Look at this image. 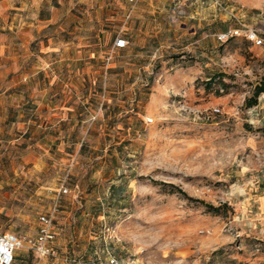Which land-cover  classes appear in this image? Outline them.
<instances>
[{"label": "rangeland", "instance_id": "1", "mask_svg": "<svg viewBox=\"0 0 264 264\" xmlns=\"http://www.w3.org/2000/svg\"><path fill=\"white\" fill-rule=\"evenodd\" d=\"M52 1L45 10L65 23L41 34L77 52L63 76L75 88L56 95L77 115L65 144L45 151L18 139L0 151V232H19L28 245L38 215L57 201L54 254L29 246L30 263L113 255L132 264H264V92L245 106L264 82V0ZM237 22L263 44L217 38ZM120 37L126 44L115 48Z\"/></svg>", "mask_w": 264, "mask_h": 264}, {"label": "crops", "instance_id": "2", "mask_svg": "<svg viewBox=\"0 0 264 264\" xmlns=\"http://www.w3.org/2000/svg\"><path fill=\"white\" fill-rule=\"evenodd\" d=\"M49 1L0 0V143H7L0 151L18 139L26 148L41 146L51 150L68 142L66 127L75 122L76 106L60 92L75 88L72 82L64 83L63 76H70L66 71L77 52L68 50V42L61 36L53 39L41 34L50 24L61 27L65 23L62 19L55 21L45 10L50 7ZM51 5L56 2L53 0ZM133 35L139 34L132 32ZM31 43L35 44L33 48ZM139 52L130 49L133 56ZM34 137L39 141L34 142ZM28 248L24 243L18 247L12 264H34L26 253Z\"/></svg>", "mask_w": 264, "mask_h": 264}, {"label": "built area", "instance_id": "3", "mask_svg": "<svg viewBox=\"0 0 264 264\" xmlns=\"http://www.w3.org/2000/svg\"><path fill=\"white\" fill-rule=\"evenodd\" d=\"M217 2V1H216ZM220 6V4H219ZM220 40L227 39L233 36H241L255 46L263 44V39L259 37L256 30L241 22H237L225 30L216 34ZM126 41L123 38H116L114 42L115 48L124 47ZM218 111V109H215ZM68 188L64 184L59 187V193H67ZM58 208L55 201L51 209L47 213L38 215V229L34 238H27V244L33 248L39 256H48L54 254L50 243L55 239V227L53 216ZM23 244V238L12 232H0V264H11L15 250ZM86 264H132L131 261H123L119 258L108 255L103 261H87Z\"/></svg>", "mask_w": 264, "mask_h": 264}, {"label": "trees", "instance_id": "4", "mask_svg": "<svg viewBox=\"0 0 264 264\" xmlns=\"http://www.w3.org/2000/svg\"><path fill=\"white\" fill-rule=\"evenodd\" d=\"M262 92H264V82L259 83V85H255L251 95L245 99V106L251 107V106L255 105L257 103L258 96ZM161 184L163 186L167 187L169 191L175 192V193L181 195L182 197L187 198L190 201H195V202H198L199 204L205 206L206 210L209 212L218 213L221 209L222 205L215 207V206H213L211 204H207L204 201H201L199 199H193L192 197H189L185 191H183L181 188H179L173 184H166V183H161ZM13 260H14V256H13ZM12 263H13V261H12Z\"/></svg>", "mask_w": 264, "mask_h": 264}]
</instances>
